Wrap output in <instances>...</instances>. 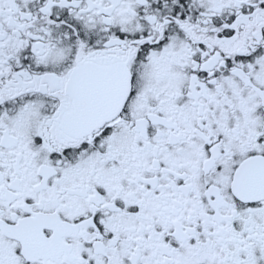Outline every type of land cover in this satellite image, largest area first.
Returning <instances> with one entry per match:
<instances>
[{
	"label": "snow or ice",
	"instance_id": "1",
	"mask_svg": "<svg viewBox=\"0 0 264 264\" xmlns=\"http://www.w3.org/2000/svg\"><path fill=\"white\" fill-rule=\"evenodd\" d=\"M0 264H264V0H0Z\"/></svg>",
	"mask_w": 264,
	"mask_h": 264
}]
</instances>
